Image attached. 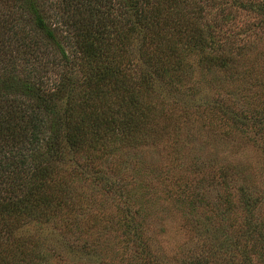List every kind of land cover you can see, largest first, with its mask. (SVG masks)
<instances>
[{
  "label": "rangeland",
  "instance_id": "rangeland-1",
  "mask_svg": "<svg viewBox=\"0 0 264 264\" xmlns=\"http://www.w3.org/2000/svg\"><path fill=\"white\" fill-rule=\"evenodd\" d=\"M64 1L46 0L59 37ZM157 2L184 67H152L135 140L65 154L49 193L66 206L20 231L41 264H264V0ZM190 25L210 49L182 46ZM117 51L134 77L142 52Z\"/></svg>",
  "mask_w": 264,
  "mask_h": 264
},
{
  "label": "trees",
  "instance_id": "trees-1",
  "mask_svg": "<svg viewBox=\"0 0 264 264\" xmlns=\"http://www.w3.org/2000/svg\"><path fill=\"white\" fill-rule=\"evenodd\" d=\"M157 1L65 0L59 37L46 0H0V264H41L20 231L66 206V189L49 193L65 154L135 140L149 115L137 97L159 77L152 67H184L173 57L179 49L166 46ZM173 1L178 14L188 0ZM182 40L188 50L214 43L192 25ZM130 46L142 52L134 77L116 52Z\"/></svg>",
  "mask_w": 264,
  "mask_h": 264
}]
</instances>
